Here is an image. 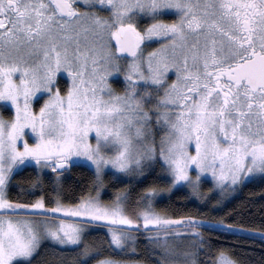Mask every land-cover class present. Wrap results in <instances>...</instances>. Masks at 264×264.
<instances>
[{"label": "snow or ice", "instance_id": "snow-or-ice-1", "mask_svg": "<svg viewBox=\"0 0 264 264\" xmlns=\"http://www.w3.org/2000/svg\"><path fill=\"white\" fill-rule=\"evenodd\" d=\"M28 167L38 170L26 191L35 198L12 199ZM77 167L93 171V186L68 198L62 181ZM157 167L166 189L100 198L108 172L147 179ZM256 176L264 0H0V264H65L62 251L43 255L48 244L72 249V264H145L132 258L140 237L153 264H240L203 230L242 233V223L174 217L154 201L182 187L204 199L209 177V193H224ZM98 228L106 249L86 240Z\"/></svg>", "mask_w": 264, "mask_h": 264}, {"label": "trees", "instance_id": "trees-1", "mask_svg": "<svg viewBox=\"0 0 264 264\" xmlns=\"http://www.w3.org/2000/svg\"><path fill=\"white\" fill-rule=\"evenodd\" d=\"M65 83L66 80L64 78L61 79V86ZM48 172H50V170H48ZM65 175L66 178L62 181V185L64 193L68 198H72L87 191L93 186V181L95 179L93 171L88 167L73 168L70 173ZM162 175L159 167L156 168L155 172L146 173L147 179L143 177H140V179L126 177L115 179L112 174L108 172L104 176V182L109 192L104 193L102 198L108 201L117 189L123 188H130L134 192H140L145 187L153 185L159 189H166L168 187L167 181L159 178ZM36 177L37 170L32 167L24 168L22 171H19V173L13 177L9 191L10 197L12 199H20L24 202L34 199L35 197L27 195L26 191L30 188L31 182L34 181ZM40 180V188L51 194L52 177L48 174H42ZM141 180H143V183L140 182ZM211 187L212 185L209 181L203 183L201 194L204 196V199H201L200 196H190V193L183 188H179V190L175 188L169 193L162 191L156 197L154 205L157 210L166 211L170 216L174 217L194 215L199 219L214 222L220 219H226L230 223H242L246 229L243 234H235L223 230L209 231L208 229H204V235L205 237H210L215 245L234 249L236 259L239 260L240 264H264V241L260 237L251 234H264V178L252 179L250 182L241 186L233 196L227 199L221 198L215 190L209 193L208 190ZM21 189L25 191L22 192ZM36 192L37 195H39L40 189H37ZM209 196L212 197L211 200L208 199ZM217 200L220 201L219 204L216 203ZM105 234V228H98L95 231L89 232L86 236V240L106 249L107 244L106 240H104ZM175 243L181 247L180 241ZM183 247H186L185 242H183ZM53 251L64 252L63 258L65 264H72L75 255L72 249H53L52 246L48 244L43 255L47 258ZM106 254L115 255L117 259L129 258L127 254L112 253L110 250L106 252ZM132 258L143 259L145 264H153L157 257L150 258L149 252L145 247L144 237H140L137 255Z\"/></svg>", "mask_w": 264, "mask_h": 264}, {"label": "rangeland", "instance_id": "rangeland-1", "mask_svg": "<svg viewBox=\"0 0 264 264\" xmlns=\"http://www.w3.org/2000/svg\"><path fill=\"white\" fill-rule=\"evenodd\" d=\"M166 18H168V19H170V18H172V17H166ZM144 22H146V21H141V23H144ZM153 47H155L156 45L155 44H153L152 45ZM64 79L67 81V77L66 76H64ZM112 83H113V86L114 87H116L118 90H121L122 88H123V79H122V76L121 77H119L118 79H113V81H112ZM46 98V97H45ZM41 104H43V100L41 99L40 100V102L39 103H37V104H34V108H35V110H37L38 111V109H39V106L41 105ZM9 112H8V114L10 113L11 114V116L13 115V113H14V109H11V110H8ZM3 114H5V112H3ZM5 116V115H4ZM10 116V117H11ZM6 118H9V117H7L6 116ZM27 131V130H26ZM29 142L30 143H32V142H34V139L32 138V134L31 133H29ZM38 171V170H37ZM109 173H111V172H109ZM135 178V179H140V177H128V176H124L123 174H120L119 175V177L118 178ZM114 178V177H113ZM261 178H264V177H260V176H256V177H254L253 179H261ZM116 179V178H115ZM207 181H209L210 183H211V185H212V181H211V179H210V177L208 178V180ZM202 185H203V183H202ZM179 187V186H178ZM202 187V186H201ZM184 190H186V191H188L189 193H190V196H192V197H198V196H194V195H192L191 194V190L189 189V188H187V187H182ZM175 189V188H174ZM173 190V189H172ZM217 193H218V195L221 197V198H223V199H227V198H230L231 196H233L237 191H238V189L236 190V191H228V192H224V193H221V191L219 190V189H214ZM109 192V190H108V187L105 185V182H104V177H103V188L101 189V191H100V198L103 200V201H105V202H108V201H110L112 198H113V195H114V193L111 195V199L110 200H108V201H106L105 199H103L102 198V196H103V194L104 193H108ZM165 193H169L168 191H165ZM93 194H95V193H93ZM225 232H227V231H225ZM232 233V232H231ZM235 234H243V232L242 233H235ZM251 234H253V236H257V237H260L263 241H264V234L263 233H251ZM176 242H179V240L178 241H176ZM46 243H48V242H46ZM180 243H181V248H184L183 247V241H180ZM50 245V244H49Z\"/></svg>", "mask_w": 264, "mask_h": 264}, {"label": "flooded vegetation", "instance_id": "flooded-vegetation-1", "mask_svg": "<svg viewBox=\"0 0 264 264\" xmlns=\"http://www.w3.org/2000/svg\"><path fill=\"white\" fill-rule=\"evenodd\" d=\"M42 100H43V99H42ZM39 102H40V101H39ZM36 104H37V103H36ZM4 112H5V114H4V115H5V117H6V116H7V117H10V116H11V114H10V113L8 114V112H9L8 110H5Z\"/></svg>", "mask_w": 264, "mask_h": 264}]
</instances>
